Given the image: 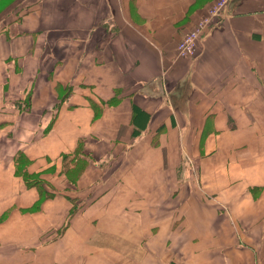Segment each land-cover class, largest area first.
<instances>
[{"label":"crops","instance_id":"obj_1","mask_svg":"<svg viewBox=\"0 0 264 264\" xmlns=\"http://www.w3.org/2000/svg\"><path fill=\"white\" fill-rule=\"evenodd\" d=\"M212 2L0 0V264H264V0L178 57Z\"/></svg>","mask_w":264,"mask_h":264},{"label":"built area","instance_id":"obj_2","mask_svg":"<svg viewBox=\"0 0 264 264\" xmlns=\"http://www.w3.org/2000/svg\"><path fill=\"white\" fill-rule=\"evenodd\" d=\"M229 0H214L205 15L199 17L194 25L182 34L176 44L178 57H191L195 53L198 41L219 24V17L225 11Z\"/></svg>","mask_w":264,"mask_h":264},{"label":"trees","instance_id":"obj_3","mask_svg":"<svg viewBox=\"0 0 264 264\" xmlns=\"http://www.w3.org/2000/svg\"><path fill=\"white\" fill-rule=\"evenodd\" d=\"M24 172V171H23ZM22 177H23V179H24V181H25V183L27 184V185H36L37 183H38V179H37V177L35 178V177H31V175H27L26 173H24L23 175H22ZM72 211V210H71Z\"/></svg>","mask_w":264,"mask_h":264},{"label":"rangeland","instance_id":"obj_4","mask_svg":"<svg viewBox=\"0 0 264 264\" xmlns=\"http://www.w3.org/2000/svg\"><path fill=\"white\" fill-rule=\"evenodd\" d=\"M213 1H214V0H213ZM223 15H224V12H223V14L220 15V17H219L218 20L221 21L222 18H223ZM220 21H219V23H220ZM80 169H81V168H77V167H76V169L73 171V174H72V175H73V176H74V174L76 175V174L80 171ZM70 177H71V175H70Z\"/></svg>","mask_w":264,"mask_h":264}]
</instances>
